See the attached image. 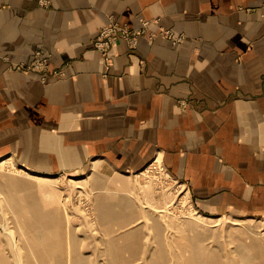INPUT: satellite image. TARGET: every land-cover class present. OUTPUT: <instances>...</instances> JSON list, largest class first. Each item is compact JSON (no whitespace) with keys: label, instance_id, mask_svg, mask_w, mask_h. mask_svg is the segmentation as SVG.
Returning <instances> with one entry per match:
<instances>
[{"label":"crops","instance_id":"1","mask_svg":"<svg viewBox=\"0 0 264 264\" xmlns=\"http://www.w3.org/2000/svg\"><path fill=\"white\" fill-rule=\"evenodd\" d=\"M113 17L183 33L93 46ZM37 50L45 73L19 64ZM32 173L162 161L205 216L264 217V0H0V160Z\"/></svg>","mask_w":264,"mask_h":264},{"label":"rangeland","instance_id":"2","mask_svg":"<svg viewBox=\"0 0 264 264\" xmlns=\"http://www.w3.org/2000/svg\"><path fill=\"white\" fill-rule=\"evenodd\" d=\"M0 160V264H264V217H208L162 161L43 181Z\"/></svg>","mask_w":264,"mask_h":264},{"label":"built area","instance_id":"3","mask_svg":"<svg viewBox=\"0 0 264 264\" xmlns=\"http://www.w3.org/2000/svg\"><path fill=\"white\" fill-rule=\"evenodd\" d=\"M151 20H144L140 28H131L127 25L119 24L113 17H109V22L104 25L98 32L97 36L93 39L94 48L99 51L106 65L112 63L111 50L113 46L120 40H125L130 47L137 46L140 36L149 32L150 37L154 38L158 35H162L167 39H170L174 45H179L185 39L183 33L175 32L172 29H166L159 27L157 31H149L151 28ZM23 72H38L45 73L49 70L48 58L43 56L41 50H37L34 54V58L29 63L19 64L17 66Z\"/></svg>","mask_w":264,"mask_h":264},{"label":"bare ground","instance_id":"4","mask_svg":"<svg viewBox=\"0 0 264 264\" xmlns=\"http://www.w3.org/2000/svg\"><path fill=\"white\" fill-rule=\"evenodd\" d=\"M9 160V159H8ZM43 181H49L52 180V177H40Z\"/></svg>","mask_w":264,"mask_h":264}]
</instances>
